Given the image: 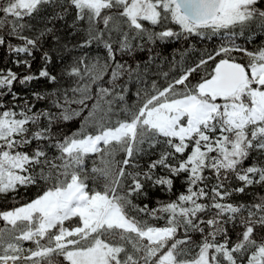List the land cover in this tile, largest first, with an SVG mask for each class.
Segmentation results:
<instances>
[{"label": "snow or ice", "instance_id": "6c2138e0", "mask_svg": "<svg viewBox=\"0 0 264 264\" xmlns=\"http://www.w3.org/2000/svg\"><path fill=\"white\" fill-rule=\"evenodd\" d=\"M257 31L264 0H0V48L26 70L0 68V196L18 204L0 210V264H264V194L239 199L264 189V42L246 46ZM196 37L220 43L190 64L185 48L169 71L125 59ZM66 77L75 87L56 86ZM125 77L139 85L131 104ZM39 80L56 87L15 90ZM153 190L168 198L137 202Z\"/></svg>", "mask_w": 264, "mask_h": 264}, {"label": "trees", "instance_id": "16d2710c", "mask_svg": "<svg viewBox=\"0 0 264 264\" xmlns=\"http://www.w3.org/2000/svg\"><path fill=\"white\" fill-rule=\"evenodd\" d=\"M73 19V14L70 12L69 15L65 18V20L58 22L57 28L60 30L61 33H65L67 31L66 25H70L72 23ZM243 37H241L237 42L238 43H243ZM255 40V43H250L249 45H246L250 48H255L258 44L264 42V34H261L259 31L256 32V35L253 37ZM220 43L219 37L212 38V39H201L199 37H196L195 39L189 38L187 44L184 42L183 39L177 41V40H170V41H160L157 43H148L146 44L145 47H143L138 55L136 60H129L127 57H125L126 60H128V63L132 64L133 67H135L136 63L139 62L141 65H143L145 62H148V57L149 56H156L157 59L152 62L151 64V73H157L160 71H169V61L173 58V56L176 57V59H179V55L182 51H184L185 48L191 46L192 51L187 57V62L190 64L193 60H198L200 58V55L202 52L205 50L211 51L213 48L218 46ZM97 46L93 45L92 46V55H103L102 52H97L96 51ZM47 49V45H45V50ZM154 50V51H153ZM79 51V50H77ZM23 56V54H21ZM60 54L57 53V56ZM119 55V54H118ZM13 56L10 53H7L6 49L0 48V68H13L14 71L17 72H25L26 70L22 67H16L13 64ZM43 65V61L41 59L40 53L36 52L34 57L32 58V68L31 72L32 73H38V71L41 69ZM159 65V67H157ZM214 65L209 63V66L207 68V71H211V68ZM51 68L52 65H49ZM55 71L56 73H60L62 71V65L60 64L59 59L56 60V66H55ZM175 74V73H172ZM204 75V70H201L200 73L194 75L192 77V82L196 83L200 77ZM151 78H156L155 76H152ZM125 82L128 84L129 92L127 94L126 100L129 104L133 103L136 100L135 93L137 91V88L139 85L136 84L135 80L133 81H127V78H124ZM160 82L163 83L162 78L160 79ZM56 86H72L75 87V84L73 81L69 80L67 77L65 78L64 81L60 82V85ZM53 85H50L48 82L44 80H39V81H33L30 86H20L16 85L15 90L17 92H20L21 94L28 93L30 91H43L46 89H51L52 87H56ZM88 104V109H85V111L81 114V116L76 117L74 121L66 122L65 125L62 127V131L64 133H70L72 131L78 130L79 126L81 123H83V117L87 116L88 110L91 108L92 103H95V100H90L86 102ZM38 107H43V103H39L37 105ZM72 107H79L78 105H72ZM90 131L92 129H89ZM92 159H95V157H92L88 161V167L91 168L92 166ZM117 159H120L118 156ZM253 161H249V163H252ZM143 163V161H142ZM233 185H235L237 182L235 180L232 181ZM44 188V185H40L39 188L37 187H31L27 191L24 189H21L20 192L17 194V200H19L21 203H23L26 200H30L32 198H35V196L42 191ZM176 188L180 191L183 190L181 187V182L178 180L176 182ZM249 195L241 196L239 199H242L244 201H249L253 197L251 193H260L264 194V189H261L260 186H256L252 189L249 190ZM23 198V199H21ZM167 199L168 196L165 193L159 192L158 190H153L149 194V198L142 200V201H137L138 203H148L150 207H155V201L156 199ZM13 206H18V204L14 205V202L12 200V196L9 195L7 197L0 196V210H5L8 208H11ZM161 224L163 221L160 222ZM2 224V222H0ZM67 226V222H66ZM199 235L195 234L193 236V239L195 241H199ZM233 239H235V235L233 234ZM26 246H27V242Z\"/></svg>", "mask_w": 264, "mask_h": 264}]
</instances>
